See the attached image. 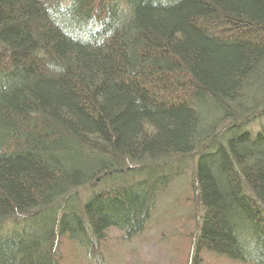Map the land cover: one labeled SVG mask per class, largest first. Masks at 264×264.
Wrapping results in <instances>:
<instances>
[{
	"label": "trees",
	"instance_id": "16d2710c",
	"mask_svg": "<svg viewBox=\"0 0 264 264\" xmlns=\"http://www.w3.org/2000/svg\"><path fill=\"white\" fill-rule=\"evenodd\" d=\"M261 121L264 0H0V264H264Z\"/></svg>",
	"mask_w": 264,
	"mask_h": 264
},
{
	"label": "rangeland",
	"instance_id": "374dc122",
	"mask_svg": "<svg viewBox=\"0 0 264 264\" xmlns=\"http://www.w3.org/2000/svg\"><path fill=\"white\" fill-rule=\"evenodd\" d=\"M257 123L255 125H253V128H259ZM261 124H264V121H261L259 123V126ZM184 181L185 180H183V178L180 180L181 183H183ZM177 187H179V185H177ZM174 191L177 192L178 190L175 189V186H171L167 195H169V192H174ZM170 217H172V216L168 215L165 220L168 222L170 220ZM164 225L166 226V224H164ZM148 240H149V238H148ZM151 241L156 242L157 240L152 239ZM134 245L138 246L139 243L136 242V243H134ZM64 252L66 253V255H64V257L65 256H68V257L66 259H64L63 264H100V258H97V260H96L91 254L85 255L84 251L80 248H78L76 252L74 250L72 251V248H70V249L67 248V249H64ZM72 252H74V255H72ZM120 259H121V256H116V258H114V260L108 259L107 263H105V264H125V261L128 259V257L127 258L125 257L124 262L123 261L121 262Z\"/></svg>",
	"mask_w": 264,
	"mask_h": 264
}]
</instances>
